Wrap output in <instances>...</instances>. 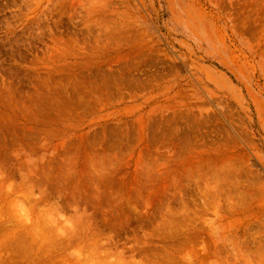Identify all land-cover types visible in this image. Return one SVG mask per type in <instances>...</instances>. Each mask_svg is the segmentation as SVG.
Here are the masks:
<instances>
[{
	"label": "rangeland",
	"instance_id": "rangeland-1",
	"mask_svg": "<svg viewBox=\"0 0 264 264\" xmlns=\"http://www.w3.org/2000/svg\"><path fill=\"white\" fill-rule=\"evenodd\" d=\"M0 132V264H264V0H0Z\"/></svg>",
	"mask_w": 264,
	"mask_h": 264
},
{
	"label": "bare ground",
	"instance_id": "bare-ground-1",
	"mask_svg": "<svg viewBox=\"0 0 264 264\" xmlns=\"http://www.w3.org/2000/svg\"><path fill=\"white\" fill-rule=\"evenodd\" d=\"M101 92H102V91H101ZM10 106H11V105H9L8 108H9ZM13 111H14V110H13ZM15 113H16V112H15ZM13 117H14V116H13ZM18 120H19V119H18ZM20 120H21V119H20ZM20 120H19V121H20ZM74 120H75V119H74ZM32 122H33V121H32ZM76 122H77V121H76ZM58 123H59V122H58ZM60 123H61V122H60ZM67 123L70 124L69 122H67ZM68 124H67V125H68ZM56 125H57V124H56ZM71 125H72V124H71ZM71 125H70V126H71ZM19 127H20V125H19ZM68 127H69V126H68ZM16 128H17V127H16ZM16 128H15V129H16ZM21 128H22V127H21ZM1 130H2V129H1ZM21 130H23V129H21ZM21 130H20V131H21ZM58 130H59V129H58ZM7 131H8V130H7ZM7 131H6V133H8ZM56 131H57V130H56ZM2 132H3V131H2ZM2 132H0V133H2ZM4 132H5V130H4ZM3 134H4V133H3ZM7 135H8V134H7ZM10 136H11V135H10ZM23 136H24V135H23ZM2 137H3V136H2ZM5 137H6V136H5ZM9 140H10V139H9ZM12 140H13V139H12ZM20 140H21V139H20ZM20 140H18L17 142H19ZM4 141H5V140H4ZM23 141H24V140H23ZM83 141H84V140H83ZM5 142H6V141H5ZM13 142H16V141L13 140ZM3 143H4V142H3ZM13 144H15V143H13ZM13 144H12V142H11V146H12ZM16 144H17V143H16ZM3 145H4V146H2V148L5 147L6 144H3ZM27 145H29V144H27ZM30 145H31V143H30ZM24 146H25V145H24ZM42 146H43V145L41 144L40 147H42ZM30 147H31V146H30ZM44 147H45V145L43 146V148H44ZM73 147H74V146H73ZM0 148H1V147H0ZM5 148H6V147H5ZM5 148H4V149H5ZM28 148H29V147H28ZM33 148H34V147H33ZM33 148H32V149H33ZM70 148H71V147H70ZM76 148H77V147H76ZM76 148H75L76 151L80 149V148H79V149H76ZM88 148H89V147H88ZM88 148H87V149H88ZM6 149H7V148H6ZM29 149H30V148H29ZM32 149H31V150H32ZM36 149H38V148H36ZM67 149H68V148H67ZM71 149H72V148H71ZM73 149H74V148H73ZM91 150H92V149H91ZM72 151H73V150H72ZM82 151H83V150H81V152H82ZM78 152H79V151H78ZM81 152H80V153H81ZM87 152H89V151L87 150ZM87 152L85 153V148H84V153L87 154ZM74 153L76 154V152H74ZM90 153H91V152H90ZM82 154H83V153H82ZM88 154H89V153H88ZM92 155H93V154H92ZM100 155H101V154H100ZM100 155H99V156H100ZM90 156H91V155H90ZM94 156H95V154H94ZM94 156H91V159L94 158ZM86 157H87V155H86ZM86 157H85V159L88 158V157H87V158H86ZM89 159H90V157H89ZM99 159H100V158H99ZM99 159H98V160H99ZM102 159H103V158H102ZM104 159H105V158H104ZM104 159H103V160H104ZM92 160H93V159H92ZM103 160H102V161H103ZM51 161H52V160H51ZM89 161H90V160H89ZM89 161H88V162H89ZM102 161L100 162L101 164L104 163V162H102ZM105 161H106V160H105ZM24 162H25V161H24ZM47 162H48V161H47ZM47 162H45V163H43V164H47ZM91 162H93V161H91ZM98 163H99V162H98ZM24 164H25V163H24ZM49 164H50V163H49ZM92 164H94V163H92ZM92 164H91V165H92ZM47 165H48V164H47ZM57 165H58V167H59V163H58ZM96 165H98V164L96 163ZM96 165H95V166H96ZM99 165H100V164H99ZM88 166H90V165H88ZM90 167H91V166H90ZM91 168L94 169V167H91ZM95 169H96V168H95ZM100 169H101V168H100ZM51 170H52V169H51ZM87 171H89V170H87ZM135 173H136V172H135ZM135 173H134V174H135ZM138 173H139V172H138ZM136 174H137V173H136ZM140 175H141V174L139 173V176H140ZM144 175H145V174H144ZM144 175H143V176H144ZM145 176H146V175H145ZM136 177H138V176H136ZM131 178H132V177H131ZM134 179H135V176H134ZM141 179H142V178H141ZM141 179H140V180H141ZM99 180H101V179H99ZM135 180H137V179H135ZM142 180H143V179H142ZM142 180H141V181H142ZM133 181H134V180H132V182H133ZM124 182H126V181L124 180ZM130 183H131V181H130ZM130 183H129V184H130ZM134 183H135L134 185L136 186V184H137L136 181H135ZM144 183H145V182H144ZM79 184H80V183H79ZM95 184L98 185V187H95V189H94V190H95L94 192L96 193V194H94V195H96L94 201H95V203H97V204L99 205L100 203L104 202V199H103V198L105 197V195H106V197H107L108 192H106L107 194H106V193H103V190L101 191V189H100V187H99V184H98V183H95ZM100 184H101V183H100ZM102 184H104V183L102 182ZM123 184H125V183H123ZM129 184H128V186H126V188H124L125 190H127V191H126L127 195L131 194V193L133 192V190H134V189L132 188V183H131L130 185H129ZM141 184H142V183H141ZM141 184H140V185H141ZM145 184H146V183H145ZM178 184H179V183H178ZM20 185H21V184H20ZM20 185H19V186H20ZM119 185H120V183H119ZM121 185H122V183H121ZM126 185H127V184H126ZM151 185H152V184H151ZM153 185H154V184H153ZM179 185H180V184H179ZM179 185H178V186H179ZM22 186H23V185H22ZM30 186H31V185H30ZM77 186H78V185H77ZM79 186H81V184H80ZM79 186H78V187H79ZM82 186H84V188H85V185H82ZM149 186H150V185H149ZM173 186H174V185H173ZM86 187H87V186H86ZM140 187H141V186H140ZM18 188H20V187H18ZM81 188H82V187H81ZM93 188H94V186L92 187V189H93ZM119 188H120V187H119ZM122 188H123V186H122ZM144 188H145V187H144ZM7 189H9V188H7ZM16 189H17V188H16ZM20 189H21V188H20ZM23 189H24V188H23ZM79 189H80V188H79ZM79 189L77 188L78 191H79ZM140 189H141V188H140ZM178 189H179V188H178ZM0 190H1V189H0ZM10 190H11V191L6 190V191H8V192H6V193H10V192H11L10 194H12L13 189L10 188ZM75 190H76V189H75ZM80 190H81V189H80ZM85 190H86V189H85ZM120 190H122V189H120ZM125 190H124V191H125ZM136 190H138V189H136ZM136 190H134L133 193H137ZM159 190H160V189H159ZM1 191H2V190H1ZM3 191H4V190H3ZM73 191H74V189H73ZM78 191H77V193H78ZM81 191L84 192L83 190H81ZM91 191H93V190H91ZM74 192L76 193V191H74ZM74 192H73V195H75ZM118 192H119V190H118ZM122 192H123V191H122ZM139 192H140V190H139ZM139 192H138V193H139ZM159 192H160V191H158V193H159ZM29 193H30V190H29ZM119 193H120V192H119ZM124 193H125V192H124ZM2 194H3V193H1V195H2ZM25 194H27V193H25ZM31 194H33V193H31ZM79 194H80V191H79ZM79 194H78V195H79ZM81 194H82V193H81ZM4 195H5V194H4ZM8 195H9V194H7V197H8ZM65 195H66V194H65ZM68 195H69V194H68ZM68 195H67L66 198L69 197ZM70 195H71V194H70ZM76 195H77V194H76ZM120 195H121V194H120ZM120 195H119V194H118V195H115V194H114V196H117V197L119 196V197H120L119 200L122 198V197H121L122 195H121V196H120ZM5 196H6V195H5ZM24 196H25V195H24ZM71 196H72V195H71ZM82 196H83V194H82ZM108 196H109V194H108ZM157 196H158V195H157ZM163 196H164V195H163ZM79 197H80V196H79ZM79 197H78V198H79ZM106 197H105V199H107V201H110V202H111L112 199L114 200V198H117V197H114V198H113V196H111V198H109V197L106 198ZM13 198H14V197H13ZM24 198H25V197H24ZM69 198H70V197H69ZM71 198H72V197H71ZM78 198H77V200H76V202H75L76 205H75L74 209L72 208V205H71V208L68 207L69 209L75 210V211H74L75 213L77 212V210H79V209H78V204H79V202H80V199L78 200ZM101 198H102L103 200H102ZM27 199H31V198L28 197ZM108 199H110V200H108ZM117 199H118V198H117ZM117 199H116V200H117ZM11 200H12V199H11ZM17 200H18V199H17ZM85 200H86V199H85ZM113 200H112V202H114L115 207H117V206H121L122 201H121V203H119V205H118L117 201L115 202V201H113ZM119 200H118V201H119ZM162 200H163V199H162ZM15 201H16V200H15ZM27 201H28V200H27ZM27 201H26V202H27ZM30 201H31V200H30ZM32 201H33V200H32ZM125 201H126V200H125ZM112 202H111V203H112ZM14 203H15V202H14ZM16 203H17V201H16ZM16 203H15V205L12 204V206L14 205V208L17 207ZM21 203H22V202H18V205H19V204L21 205ZM29 203H31V202H29ZM33 203H34V204H33L32 206L35 205V200H34ZM80 203H81V202H80ZM85 203L88 204L87 202H85ZM8 204H9V202H8ZM10 204H11V203H10ZM22 204H23V203H22ZM112 204H113V203H112ZM123 204H124V203H123ZM123 204H122V205H123ZM68 205H69V204H68ZM151 205H152V204H151ZM23 206H25V205L23 204ZM23 206L21 205L23 212H22V210L20 209V208H21L20 206H18V207L16 208V209H18L17 212H22L21 215L24 214V216H25V215H29L28 213H32V212H30L28 209H32L33 207L27 208V205H26V206H25L26 210L24 211V209H23L24 207H23ZM57 206H58V205H57ZM159 206H160V205H159ZM122 207H123V206H122ZM2 208H3V207H2ZM6 208H7V207H6ZM35 208H36V207H34L33 209L35 210ZM48 208H49V207H48ZM58 208H60V206H59ZM16 209H15V210H16ZM19 209H20L21 211H19ZM33 209H32V210H33ZM60 209H61V208H60ZM69 209H68V210H69ZM117 209H120V207H118ZM12 210H14V209H12ZM27 210H28V212H27ZM39 210H40V209H39ZM54 210H55V209H54ZM66 210H67V209H66ZM56 211H57V210H55L54 213H56ZM117 211H118V210L115 209L114 213H116V214H115V216H113L112 218H114V219H120V218L123 216V214H122V216H121V212H119V213L117 214ZM119 211H120V210H119ZM121 211H123V209H122ZM7 212H8V210H7ZM12 212H13V214H14V211H12ZM24 212H26V214H25ZM36 212H37V211H36ZM36 212H35V213H36ZM78 212H79V211H78ZM78 212L76 213V215L78 216V220L76 221V222H77V225H78V227L76 226V227H77V230H76L75 227H74L75 225H73V224H75V223H73L71 226L69 225V222H71V221L74 220L73 217H69L70 219H71V218H72V219L70 220V219L68 218L69 220H68V219L66 220L68 226H67V228L65 227L66 229H63L64 232L66 231V233L60 231V232H61V233H60V234H61V237L64 238V235L66 234V235H65V236H67L66 239H68L66 242H67L68 245L72 243V238H70L71 236H70V237L68 236V235H70V234H69L70 231H67L69 227H70L69 229H71L72 227H74V228H72V229H73V232L71 231V233H72V237L74 236V237H73V238H74L73 240H76V241H73L75 244H77L76 242H80V237H81L80 234L84 231V229H86V231H85V233H84L85 236H86V235H87L86 237L89 236V235H88V233H89L88 230H89V227H90V222H91V219H92V215H87V214H84V215H83V213L80 214V212H79V213H78ZM35 213H34V214H35ZM57 213H59V212L57 211ZM72 213H73V212H72ZM75 213H73L74 215L72 214L74 217H76ZM7 214H8V213H7ZM19 214H20V213H19ZM45 214H46V213H45ZM112 214H113V213H112ZM112 214H111V215H112ZM51 215H52V214H51ZM51 215H49V221L51 220V217H50ZM59 215H60V214H59ZM72 215H70V216H72ZM24 216H22V217H24ZM52 216H55V214L52 215ZM60 216H61V215H60ZM14 217H15V216H14ZM44 217H45V215H44ZM55 217H56V216H55ZM55 217H54V219H53V217H52L53 220H52V222H50V224H51V223H52V224L58 223V222H56V221H59V219H57V218H55ZM27 218H30V217H27V216H26L25 219L27 220ZM46 218H47V217H46ZM110 218H111V217H110ZM112 218H111V219H112ZM42 219H43V218H42ZM43 220H44V219H43ZM46 220H47V219H46ZM46 220H45L44 223L47 224L48 221L46 222ZM54 220H56V221L54 222ZM37 221L40 222V225H38V227L42 228V227H43V226L41 225L42 220H41V221H40V220H37ZM37 221L35 220V222H37ZM167 221H168V220H167ZM53 222H54V223H53ZM74 222H75V221H74ZM42 223H43V222H42ZM71 223H72V222H71ZM30 224H34V223L31 222ZM52 224H51V225H52ZM170 224H171V223H170ZM35 225H36V224H35ZM41 226H42V227H41ZM79 226H80V227H79ZM91 226H92V225H91ZM26 227H27V226H26ZM32 227H33V226H32ZM52 227H53V229L55 228L54 226H52ZM160 227H161V226H160ZM36 228H37V227H36ZM36 228H35V229H36ZM56 228H57V226H56ZM6 229H7V228H6ZM13 229H15V228H13ZM42 229H43V228H42ZM42 229H41V230H42ZM45 229H46V225H45ZM41 230H40V231H41ZM50 230H51V229H50ZM63 230H62V231H63ZM74 230H75V231H74ZM30 231H32V230L30 229ZM56 231H57V230H56ZM79 231H80V232H79ZM52 232H53V230H52ZM67 232H68V234H67ZM35 233H36V232H35ZM40 233L42 234V233H44V232H40ZM40 233H38V234H40ZM49 233H50V231H49ZM63 233H64V235H63ZM90 233H91V231H90ZM58 234H59V233H58ZM30 235H31V234H30ZM90 235H91V234H90ZM33 236H34V234H33ZM36 236H37V235H36ZM50 236H51V235H50ZM56 236H57V235H56ZM79 236H80V237H79ZM85 236H84V241L86 240V242H87V239H86ZM93 236H94V235H93ZM31 237H32V236H31ZM68 237H69V238H68ZM76 237H77V239H75ZM82 237H83V236H82ZM95 237H96V236H95ZM36 238H37V237H36ZM58 238H59V237H58ZM88 238H89V237H88ZM91 238H92V237H91ZM38 239H39V238H38ZM64 239H65V238H64ZM66 239H65V240H66ZM77 240H79V241H77ZM88 240H90V239H88ZM96 240H98V239H96ZM1 241H3V240H1ZM53 241H54V239H52V241L50 240V241H49V244H50V242H52V244H53ZM63 241H64V240H63ZM63 241H62V242H63ZM93 241H94V239H93ZM56 242H57V241H56ZM56 242L54 241V243H56ZM81 242H82V241H81ZM5 243H6V242H5ZM83 243H85V242H82L81 244H83ZM89 243H90V242H89ZM96 243H98V242H92V243H91V249H89L90 246L88 247L89 252H94V251L97 250L96 254L99 253L98 250H100V249H98V248H101V245H100L101 243L99 244L100 246H99L98 244H96ZM112 243H113V242H112ZM52 244H51V245H52ZM68 245H67V246H68ZM85 245H86V244H85ZM70 246H71V245H70ZM98 246H99V247H98ZM68 247H69V246H68ZM97 247H98V248H97ZM90 250H91V251H90ZM92 250H93V251H92ZM86 251H87V250H86ZM100 252H101V255L104 254V251H103V253H102V250H101ZM105 252H106V251H105ZM114 252H115V251H114ZM86 253H87V252H86ZM109 253H110V252L105 253V255H104L105 260H103V261H99V260L102 259V258L104 259V257L100 258V256H101L100 253L98 254V256L95 254V252L92 253V254H95L97 257H99V260H97V258H96L95 255H94V256H92V257H94L93 260H95V258H96L97 263H96V260H95V262H91V263H94V264H95V263H96V264H126V261H125L126 259L124 260V255H123V253L121 254V255H123V257H121V255H118L119 257H117V258H120V259L117 261V263H113L114 261H111V260H110L111 263H110V261L107 262L109 259H106V258H108V256L110 257V255H111V253H112V250H111L110 255H109ZM87 254H88V253H87ZM90 254H91V253H90ZM92 254H91V255H92ZM106 254H108V255L106 256ZM112 254H114V253H112ZM118 254H119V252H118ZM213 254H214V253H213ZM99 255H100V256H99ZM84 256H85V255H84ZM89 256H90V255H89ZM89 256H88V257H89ZM90 257H91V256H90ZM84 258H85V257H84ZM117 258H116V259H117ZM87 259H88V258H87ZM110 259H111V257H110ZM89 260L92 261V259H88V263H89ZM106 260H107V261H106ZM81 261H82V260H81ZM98 261H99V263H98ZM175 261H176V260H175ZM115 262H116V261H115ZM131 262H132V261H131ZM131 262H130V263H131ZM131 264H132V263H131ZM133 264H134V263H133Z\"/></svg>",
	"mask_w": 264,
	"mask_h": 264
}]
</instances>
